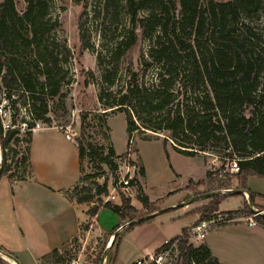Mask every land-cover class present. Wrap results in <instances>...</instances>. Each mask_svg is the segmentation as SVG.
Masks as SVG:
<instances>
[{
	"label": "trees",
	"instance_id": "obj_1",
	"mask_svg": "<svg viewBox=\"0 0 264 264\" xmlns=\"http://www.w3.org/2000/svg\"><path fill=\"white\" fill-rule=\"evenodd\" d=\"M51 1L23 0L25 7L22 12L17 10L13 0L0 3V88L6 90L11 100L14 126L4 131L0 123V178L24 180L27 177L33 129L37 121L50 124L48 103L57 97L61 99L63 85L70 84L71 79H67L68 72L64 67L70 51L56 38L59 23L51 19ZM99 2L102 15L110 19L104 26V33L116 32L122 13L127 22V26L111 39L109 60L97 58L98 66L103 69L104 86L114 84L120 59L137 43L138 37L148 42L141 64L144 72L154 71V82H139L138 75L134 73L125 89L113 94L103 86L98 97L105 108L112 109V113H124L129 141L133 133L168 132L172 148L177 153L188 157L200 154L205 161L206 156H215L223 161L219 169L208 170L203 180L190 181L185 190H194L193 196H197L232 189L234 183L233 190L249 193L253 202L258 195L248 188V179H264V0ZM12 90L21 91L26 97L22 106L31 119L25 124L22 139H19L16 120L19 108ZM20 141L25 144V150L18 159ZM167 141L163 140L164 147ZM77 147L80 164L86 156L89 160H99L112 171L117 170L112 160L115 157L112 147L106 154L102 147L90 143L85 148L78 142ZM232 159H237L238 172H224ZM141 174L144 176V170ZM198 187L209 189L199 193L196 192ZM97 193L107 194L106 185ZM230 195L233 194L208 198L206 205L190 214L200 215L197 222L209 220ZM69 198L78 204H93L91 196ZM120 198V205L105 202L101 207L117 215L122 225L158 212L163 201L159 199L151 203L139 187L137 200L142 205L141 211L131 206L129 198L122 194ZM98 207L90 210L89 214L93 216ZM235 213L253 214L246 200L243 208ZM254 220L264 227V216H254ZM137 224L127 226L122 232ZM118 228L106 235L107 240ZM118 239L119 234L112 246L118 244ZM76 240L74 237L59 250L44 255L40 264H67L75 257L71 247ZM175 240H178L177 250L182 264H220L205 244L195 247L189 243L186 228L172 241ZM169 246V242L163 244L155 254ZM0 251L10 254L2 247ZM116 257L109 264H115ZM0 264L7 263L0 258Z\"/></svg>",
	"mask_w": 264,
	"mask_h": 264
},
{
	"label": "rangeland",
	"instance_id": "obj_2",
	"mask_svg": "<svg viewBox=\"0 0 264 264\" xmlns=\"http://www.w3.org/2000/svg\"><path fill=\"white\" fill-rule=\"evenodd\" d=\"M2 1L0 0V3ZM13 1L17 10L22 12L25 7L23 0ZM215 1L226 2L228 0ZM102 14L99 0L51 1V19L59 23L56 38L58 41L64 42L70 51V58L64 67L68 72L67 79L70 78L71 80L70 84L63 85L60 92L62 98L57 97L48 103L50 124L45 125L41 121H37V124L60 127L71 136L76 144L81 142L85 148L90 143L102 147L104 154L111 147L115 151V157L112 160L117 165L116 171H112L97 159L89 160L88 157H83L81 160V176L75 188L69 193L70 197L91 196L93 197V204L90 205L93 207L100 205L98 207L100 208L106 202L110 192L117 187V182L122 174L129 170V174L133 176L136 183L128 192L117 190L119 197L122 194L124 197L131 199L130 196L132 195L133 198L137 199L138 187L141 189L139 180H141L146 196L151 200L163 199L159 205V211H162V213L158 214L153 219L154 221L149 220L138 223L127 231L122 232L123 230H121L118 232L119 239L116 246L110 245L111 239L107 240V234H101L95 230L86 234L81 230L76 237L74 247H71V251L80 263L100 264L105 250L109 247L102 264H109L115 255L117 256L115 264H137L140 260H134H136L138 254L142 255L138 252L140 248L146 247L147 250H151L149 248L154 243L157 244L163 240V237H167L171 248L161 257L159 262H149L148 257L143 259L148 264H182L177 250L178 240H172L181 233L184 224L189 222V214L185 213L184 208L198 209L209 201L208 199H201L181 207L180 205L186 201L180 200L183 198L184 187L188 186L191 179L198 181L203 178V163H205L207 171H215L223 165V161L215 156H206L207 161H205L200 154L195 157H188L177 153L172 148L168 132L152 133L145 131L143 133H133L129 141L124 113H112V109L105 108L98 97L104 87L112 91L113 94H116L119 89H125L127 82L134 73L138 75L139 82L146 84L154 82V71L149 69L144 72L141 64V58L148 49V42L139 36L137 43L120 59L114 84L104 86L102 81L103 69L98 66L97 58L100 56L105 61L106 59L109 60L108 51L113 43L111 39L114 34L121 32L122 28L127 26V22L125 15L122 13L121 22L118 23L116 32L112 34L104 33V26L106 27L109 24L110 19L105 18ZM1 91L6 92L2 87L0 88ZM12 93L17 99L16 105L19 108L16 120L20 133L19 139H22L26 131L25 124L31 122V119L22 106V102L26 101V97L18 90H12ZM21 121L25 123L23 124ZM3 124H8L9 127L13 126L12 116ZM164 139H168L166 147L163 145ZM24 150L25 144L20 141L17 146L18 159L22 157ZM206 155H209V153ZM141 170L145 171L144 177ZM250 178L248 179V182L250 181L249 188L264 195V179ZM6 179L8 178H1L0 185L5 183ZM104 184L106 185L107 194L98 195L97 190ZM232 185L233 188L234 183ZM208 189V187H198L196 192L200 193ZM192 191L194 194L195 191ZM174 202H176L175 205H170ZM241 203V195L233 194L225 198L219 207L220 210L231 211L238 208ZM88 207L92 210V207ZM257 207L261 208V212L264 213V207ZM217 215L213 217H217ZM100 221L104 227H110L111 224L113 225L114 220L106 214L101 217ZM88 226L84 225L83 231L87 230ZM191 227L187 229L189 243L197 247L204 240L190 236ZM95 228L97 227L93 229ZM173 244L174 246H172ZM147 250L143 251V255L148 252L152 253V250ZM156 252L157 250L151 256L155 257ZM0 258L2 259L1 255ZM4 261L10 264L6 260Z\"/></svg>",
	"mask_w": 264,
	"mask_h": 264
},
{
	"label": "crops",
	"instance_id": "obj_3",
	"mask_svg": "<svg viewBox=\"0 0 264 264\" xmlns=\"http://www.w3.org/2000/svg\"><path fill=\"white\" fill-rule=\"evenodd\" d=\"M66 135L60 127L37 124L29 147L27 177L24 180L6 179L0 185V247L20 264H40L41 257L59 250L77 237L81 230L86 234L92 230L108 234L122 225L121 219L109 210L100 207L91 216L88 206L92 209L96 207L86 203L78 204L69 198L68 193L77 185L81 176V164L76 142L68 140ZM203 167L204 175L200 180L205 178L207 172L205 163ZM190 181L197 182L193 179ZM139 183L145 193L142 181L139 180ZM186 187L180 199L182 201L193 194V191L185 190ZM249 189L259 196L254 198L253 204L264 207V195ZM246 196H241L242 203L235 210L225 211L218 207L216 215L235 214L237 220L217 224L207 233L202 243L220 264H264V227L255 222L254 214L246 216L235 213L243 208ZM130 198L131 206L141 211V203L132 195ZM147 198L151 203L157 200ZM187 208L184 211L189 214V222L182 229H188L199 219L198 213L190 214L197 208ZM106 214L114 220L110 227H104L100 221ZM84 225H89L85 231ZM167 240V237H163L162 241L154 243L149 248L152 253L146 255H143V251L148 248H140L138 252L142 255L138 254L134 261L152 255Z\"/></svg>",
	"mask_w": 264,
	"mask_h": 264
},
{
	"label": "built area",
	"instance_id": "obj_4",
	"mask_svg": "<svg viewBox=\"0 0 264 264\" xmlns=\"http://www.w3.org/2000/svg\"><path fill=\"white\" fill-rule=\"evenodd\" d=\"M11 116H12L11 100L8 98L7 93L5 91H1L0 92V123L2 124L1 126L4 131H6L9 128H14V126L9 127L10 125L3 124L5 123V121H8V119H10ZM66 138L68 140H72L71 136L68 134L66 135ZM129 172H130L129 170H126L122 174L121 178L117 182V187L114 188L112 192H110L109 196L106 198V202L115 205H120V197L118 195L117 190L120 189L123 192H128L133 188L135 184L133 180V176L130 175ZM224 172H229V173L238 172L237 159H232L231 161H229L224 169ZM254 216L255 215H253V217ZM236 220L237 219L234 215H217V217H213L209 220H202L194 224L190 229L189 235L195 237V239L204 240L207 233L217 224L230 223ZM168 242L169 241L167 240L163 244H168ZM172 246H174V244ZM169 248L171 247L169 246ZM168 249L156 254L155 257H152L151 255L148 256V259L150 260L149 262H159L161 257L166 254ZM67 264H83V263H80L79 259L72 257L70 260H68ZM137 264H148V263L143 259L138 261Z\"/></svg>",
	"mask_w": 264,
	"mask_h": 264
},
{
	"label": "water",
	"instance_id": "obj_5",
	"mask_svg": "<svg viewBox=\"0 0 264 264\" xmlns=\"http://www.w3.org/2000/svg\"><path fill=\"white\" fill-rule=\"evenodd\" d=\"M1 173H2V168H1V159H0V176H1ZM224 193H228V194H242V195H243V194H246V195H247V196H246V200L248 201L247 203H248L249 209L253 212V214H254L255 216H257V215H262V216H264V213H263V212H261V211L257 210L256 208H254V206H253V202L250 200V195H249V193L244 192V191H240V190H236V191H232V190H225V191H212V192H209V193L200 194V195L193 196V197L189 198L188 200L184 201L180 206L183 207V206H185V205L192 204V203H194V202H196V201H198V200H201V199H208V198H211V197H213V196H216V195H219V194H224ZM160 213H162V211H158V212H156V213H154V214L146 215V216H144V217H142V218H140V219H138V220H136V221H134V222H129V223L124 224L122 227L118 228V229L115 231V233H114L113 236L111 237L112 240H114V238H115V236L117 235L118 232H120L121 230H123V229L126 228L127 226H129V225H131V224H133V223H141L142 221L148 220V219H150V218H152V217H154V216H156V215H158V214H160ZM112 240H111V242H113ZM111 244H112V243H110V245H111ZM108 249H109V247L105 250V252H104V254H103V256H102V259H101L100 264L103 263V260H104V258H105V254H106V252H107ZM0 255L6 257L8 260H10L11 262H13L14 264H20V263L17 261V259H16L14 256L10 255V254H7V253H4V252H1V251H0Z\"/></svg>",
	"mask_w": 264,
	"mask_h": 264
},
{
	"label": "bare ground",
	"instance_id": "obj_6",
	"mask_svg": "<svg viewBox=\"0 0 264 264\" xmlns=\"http://www.w3.org/2000/svg\"><path fill=\"white\" fill-rule=\"evenodd\" d=\"M111 240H112V238H111ZM110 243H111V241H110ZM2 259H4V260H6L7 262H9L10 264H14L13 262H11L10 260H8L6 257H4V256H2Z\"/></svg>",
	"mask_w": 264,
	"mask_h": 264
}]
</instances>
